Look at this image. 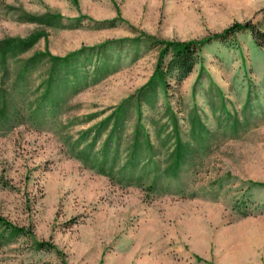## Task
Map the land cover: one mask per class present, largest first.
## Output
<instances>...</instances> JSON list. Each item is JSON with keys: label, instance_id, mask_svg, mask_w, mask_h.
Returning a JSON list of instances; mask_svg holds the SVG:
<instances>
[{"label": "rangeland", "instance_id": "374dc122", "mask_svg": "<svg viewBox=\"0 0 264 264\" xmlns=\"http://www.w3.org/2000/svg\"><path fill=\"white\" fill-rule=\"evenodd\" d=\"M263 10L0 0V40L41 32L6 73L0 61V264H264V48L238 31L202 47L179 84L141 89L160 48L146 35L186 41L246 21L264 31ZM112 128L108 174L98 164Z\"/></svg>", "mask_w": 264, "mask_h": 264}, {"label": "trees", "instance_id": "16d2710c", "mask_svg": "<svg viewBox=\"0 0 264 264\" xmlns=\"http://www.w3.org/2000/svg\"><path fill=\"white\" fill-rule=\"evenodd\" d=\"M48 15L51 14H47V16ZM56 16L60 17V15L58 14H56L54 17ZM242 30H248L255 44L259 47L264 48V31L257 28L251 21H246L243 23L234 22L233 24L226 27L220 32H214L199 39H191L186 41L156 39L154 36L146 35L148 40L154 42V45H157L160 48L158 52V59L154 74L150 77L147 83L143 87H141V89L142 88L145 89V87L152 84L155 81L154 80L155 78L157 81L162 82L166 87L168 86V78L174 79L175 83L179 84V82L183 78H185L193 69V66L198 58V52L202 47L208 45L209 43L215 40H219V41L226 40L229 37L233 36L238 31H242ZM40 34L41 32H34L26 38L6 37L0 40V61L4 64L3 73H6L7 71L5 67L7 58L9 56L26 51L35 43V41L40 36ZM103 45L104 44H101L99 46H103ZM84 48L85 47H82L79 50L68 53L63 57L53 56L50 53L39 52L34 54L31 57V59L48 56L52 61H67L71 56L75 55L78 52H81ZM166 57H168V59H166ZM51 83L52 80H49L50 85ZM2 119L8 120L5 102L3 105L0 106V120ZM113 131H115V128H112V132L106 138L102 150V157L98 164V169L102 173L111 174L114 171L113 161L115 160L116 151L113 154L111 165H109V167L106 166L107 157H108L107 155L110 152V148H111V139L114 133ZM140 145L141 143H139L138 140H135L133 144V151L131 152V156L125 165H129L131 168H135L140 163V159L138 155V152L140 151L139 150ZM88 153L89 152H86L85 150H80V152L77 155L81 156L85 154V157L83 158L87 159L90 155V153L89 154ZM184 153H185V148L181 140L178 139L176 143V150L174 156L176 168L180 167L181 158L184 156ZM258 184L264 185V183H258ZM147 188L151 189V183L148 184ZM191 195H193V193H191ZM246 214H248V212L245 211L244 215ZM0 221H2L5 224H8V222L4 221L2 218H0ZM14 229H18V228L14 227ZM38 245L39 247H48V244L44 242H39Z\"/></svg>", "mask_w": 264, "mask_h": 264}]
</instances>
